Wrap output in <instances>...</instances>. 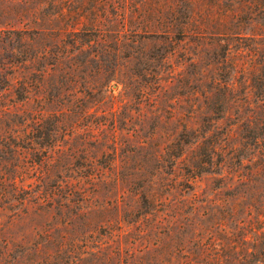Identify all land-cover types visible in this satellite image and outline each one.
I'll list each match as a JSON object with an SVG mask.
<instances>
[{"label":"rangeland","instance_id":"1","mask_svg":"<svg viewBox=\"0 0 264 264\" xmlns=\"http://www.w3.org/2000/svg\"><path fill=\"white\" fill-rule=\"evenodd\" d=\"M219 223L236 251L201 253ZM254 244L264 0H0V264H264Z\"/></svg>","mask_w":264,"mask_h":264},{"label":"trees","instance_id":"2","mask_svg":"<svg viewBox=\"0 0 264 264\" xmlns=\"http://www.w3.org/2000/svg\"><path fill=\"white\" fill-rule=\"evenodd\" d=\"M69 14L71 13L70 10L67 11ZM60 15H66L67 13H65L62 9H60ZM81 15V14H80ZM81 22V18L79 19V21L76 23H80ZM142 23V22H140ZM84 27H88L86 25H84ZM98 26L92 22V24L89 26V28H86L87 30H91V29H96ZM141 29H143V31H148L147 27H141ZM224 224L219 223L217 225L218 230H214L211 231L209 230L207 236L205 239L199 238L196 243V247L199 249V251L201 253H204L205 255H213V256H219L220 252H222L223 250H225V253H234L237 249V242L236 240H234V234L231 231H228L227 229H225V227L223 226ZM219 232V233H218ZM224 239L227 240V242H223ZM229 251V252H227ZM190 255H193V251L192 253L190 252ZM242 260L246 261L248 263H251L252 261L255 262H261L263 261V257L261 258V256H257L255 254V244H254V250L253 251H248L245 250L243 252V254L241 255Z\"/></svg>","mask_w":264,"mask_h":264}]
</instances>
